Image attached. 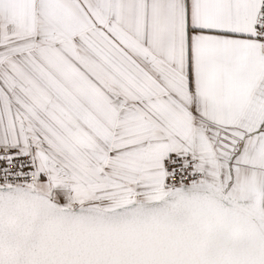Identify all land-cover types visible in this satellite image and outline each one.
<instances>
[{
	"label": "snow or ice",
	"instance_id": "snow-or-ice-1",
	"mask_svg": "<svg viewBox=\"0 0 264 264\" xmlns=\"http://www.w3.org/2000/svg\"><path fill=\"white\" fill-rule=\"evenodd\" d=\"M0 264H264V0H0Z\"/></svg>",
	"mask_w": 264,
	"mask_h": 264
}]
</instances>
